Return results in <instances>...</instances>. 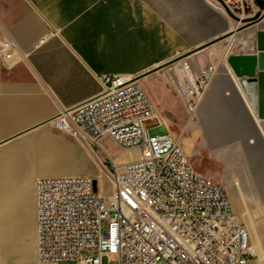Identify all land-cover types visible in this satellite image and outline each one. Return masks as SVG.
Returning <instances> with one entry per match:
<instances>
[{
    "label": "built area",
    "instance_id": "1",
    "mask_svg": "<svg viewBox=\"0 0 264 264\" xmlns=\"http://www.w3.org/2000/svg\"><path fill=\"white\" fill-rule=\"evenodd\" d=\"M238 4L244 15L246 1ZM20 56L10 39L0 38V57L7 67ZM168 70L185 112L195 114L216 67L193 70L183 59ZM101 84L98 95L60 110L49 125L105 156L102 143L108 140L137 157L114 163L106 156L108 164L100 162L103 177L35 180L36 260L101 264L107 257L112 264H253L249 233L225 189L194 171L167 129L164 135L148 133L146 124L159 120L143 86L121 75L104 77Z\"/></svg>",
    "mask_w": 264,
    "mask_h": 264
},
{
    "label": "crops",
    "instance_id": "2",
    "mask_svg": "<svg viewBox=\"0 0 264 264\" xmlns=\"http://www.w3.org/2000/svg\"><path fill=\"white\" fill-rule=\"evenodd\" d=\"M223 21L212 0H0V38L21 55L11 67L0 57V204L9 208L0 218L1 248L38 264L32 242L15 248L26 238L35 246V180L86 173L66 168L73 143L49 121L98 95L104 77H136L222 35ZM236 39L225 40L227 52ZM249 44L242 39L249 51L239 54L252 53ZM210 47L186 59L200 61ZM227 72L264 137V121ZM256 229L264 235L261 215Z\"/></svg>",
    "mask_w": 264,
    "mask_h": 264
},
{
    "label": "rangeland",
    "instance_id": "3",
    "mask_svg": "<svg viewBox=\"0 0 264 264\" xmlns=\"http://www.w3.org/2000/svg\"><path fill=\"white\" fill-rule=\"evenodd\" d=\"M225 1L237 16H251L256 10L252 0H247L248 9L245 10L244 15H241L240 6L235 3V0ZM215 4L221 10L219 4L216 2ZM223 15V27L224 31H227L233 28L236 23L229 19L224 12ZM240 35L251 36L248 31L236 34V44L229 52H227L229 45L225 41H221L216 44L217 49H214L213 45L201 54L200 61H195L193 58L189 60L193 70L198 65L203 67L211 64L216 67V74L209 84L200 107L193 115H188L185 112L172 85L173 76L172 71L168 70L169 68L153 74L141 82L156 109L159 120V122L150 121L146 124L148 133L164 135L165 129H167L183 150L194 171L220 184L225 189L234 210L238 207L240 211L236 213L233 210L239 223L249 231L250 243L254 252L256 251L254 263L258 264L257 261L261 257L264 258V235L256 229L257 216L261 215L264 219V137L260 126L256 124L249 109L236 92L234 82L227 75L229 68L226 63L229 55L249 51L248 48L245 49L240 45L242 42ZM226 91H230L231 94L226 96ZM259 111L264 114V104ZM261 126L264 134V123ZM251 138L255 140V144L249 143ZM69 141L73 143L74 155L70 157L72 165L66 168L80 171L84 166L82 169L86 171L84 175L103 177L100 172V162L108 164L106 156L95 146L89 149L71 139ZM102 144L105 153L114 162L137 157L134 152L127 153L119 150L108 140ZM86 155L89 157L88 161L85 159ZM79 157L84 159L80 163H76L79 162ZM6 212H9V208L0 204V218L3 219ZM31 235L33 238V231ZM27 242H32L36 260L33 239H22L15 247L16 251H19L20 247ZM6 250V248L0 247V264L28 262V257L16 259ZM109 261H111L109 258L103 257L101 264H112ZM35 262L41 264L37 260Z\"/></svg>",
    "mask_w": 264,
    "mask_h": 264
},
{
    "label": "water",
    "instance_id": "4",
    "mask_svg": "<svg viewBox=\"0 0 264 264\" xmlns=\"http://www.w3.org/2000/svg\"><path fill=\"white\" fill-rule=\"evenodd\" d=\"M213 1L218 3L225 15L236 23L233 28L225 31L222 35L196 47L193 50L178 55L177 57L166 63H163L162 65H159L141 75L133 77V80L139 81L143 77L152 73L170 68L179 61L186 59L188 56L200 52L231 36L248 31L251 36L247 37L245 35L244 37L246 40L249 39L251 44H253L252 46L249 45L252 53L231 54L227 57L226 63L228 65L229 71L237 80V83L244 95L247 97V99L249 98L251 100L253 107L257 111L259 120L264 121V114L259 111V109L264 104V96L260 95V92L263 93L262 88H264V29H261V27L264 26V0H252V4L256 10L251 16L247 17L235 15L230 10L225 0Z\"/></svg>",
    "mask_w": 264,
    "mask_h": 264
},
{
    "label": "bare ground",
    "instance_id": "5",
    "mask_svg": "<svg viewBox=\"0 0 264 264\" xmlns=\"http://www.w3.org/2000/svg\"><path fill=\"white\" fill-rule=\"evenodd\" d=\"M235 36V35H234ZM234 36H231V37H229V38H232V37H234ZM245 35H242V39H244V41L245 42H250V44H251V41L249 40V39H245V37H244ZM229 38H227V39H229ZM227 39H225V40H227ZM225 40H223V41H225ZM249 44V45H250ZM249 45H248V47H249ZM244 46H246V43H244ZM189 57V56H188ZM230 72V71H229ZM231 73V72H230ZM232 74V73H231ZM232 76H233V74H232ZM234 77V76H233ZM235 78V77H234ZM236 80V79H235ZM236 85L239 87V85H238V83H237V80H236ZM239 89H241L240 87H239ZM145 90V89H144ZM242 91V90H241ZM243 92V91H242ZM244 94V93H243ZM246 97V96H245ZM247 98V97H246ZM248 101H249V103H250V105L252 106V108H253V110H254V112L257 114V111H256V109L253 107V104H252V102H251V100L248 98L247 99ZM202 103V102H201ZM199 107H200V105H199ZM198 107V108H199ZM198 110V109H197ZM197 112V111H196ZM258 116V115H257ZM86 152H88V150H86V149H84ZM127 152H129V153H132V152H130V151H127ZM89 153V152H88ZM106 154V153H105ZM106 156L108 157V158H110L107 154H106ZM113 161V160H112ZM114 162V161H113ZM114 163H116V162H114ZM238 185V184H237ZM229 200H230V198H229ZM231 202V201H230ZM232 205V204H231ZM232 208H233V206H232ZM234 210V209H233ZM253 251H254V248H253ZM256 252V251H255ZM254 252V253H255ZM258 262V264H262L263 262H264V258L263 257H261L260 259H259V261H257ZM253 264H254V261H253Z\"/></svg>",
    "mask_w": 264,
    "mask_h": 264
}]
</instances>
